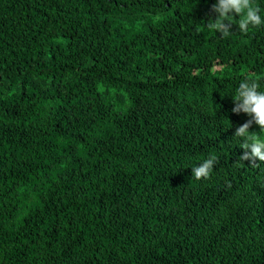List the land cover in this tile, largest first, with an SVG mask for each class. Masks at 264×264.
I'll use <instances>...</instances> for the list:
<instances>
[{
    "label": "trees",
    "instance_id": "16d2710c",
    "mask_svg": "<svg viewBox=\"0 0 264 264\" xmlns=\"http://www.w3.org/2000/svg\"><path fill=\"white\" fill-rule=\"evenodd\" d=\"M214 2L0 0V264H264L229 94L264 91V26Z\"/></svg>",
    "mask_w": 264,
    "mask_h": 264
},
{
    "label": "clouds",
    "instance_id": "9594fccd",
    "mask_svg": "<svg viewBox=\"0 0 264 264\" xmlns=\"http://www.w3.org/2000/svg\"><path fill=\"white\" fill-rule=\"evenodd\" d=\"M216 18L211 20L209 27L221 35H227L232 24L238 25L241 33H248L250 29L264 26V15L254 0H215L211 5ZM236 17H239L238 22ZM233 97L234 106L231 111L236 114L244 113L250 117L246 122L236 128L233 140L240 142L245 149L240 160H259L264 162V91L255 77L241 79L235 90L229 93ZM255 124L260 128L259 133L249 131ZM217 160L210 155L195 166H191L192 176L196 180L207 179ZM255 165V164H254Z\"/></svg>",
    "mask_w": 264,
    "mask_h": 264
}]
</instances>
